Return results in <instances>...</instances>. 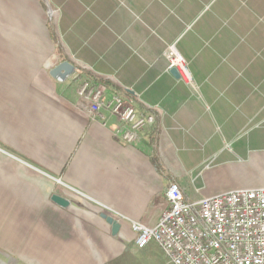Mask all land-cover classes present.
I'll return each mask as SVG.
<instances>
[{
	"label": "crops",
	"instance_id": "obj_1",
	"mask_svg": "<svg viewBox=\"0 0 264 264\" xmlns=\"http://www.w3.org/2000/svg\"><path fill=\"white\" fill-rule=\"evenodd\" d=\"M82 79L153 117L137 142L80 109ZM172 183L187 202L264 187V0H0L3 264L149 261L130 222L155 227Z\"/></svg>",
	"mask_w": 264,
	"mask_h": 264
},
{
	"label": "built area",
	"instance_id": "obj_2",
	"mask_svg": "<svg viewBox=\"0 0 264 264\" xmlns=\"http://www.w3.org/2000/svg\"><path fill=\"white\" fill-rule=\"evenodd\" d=\"M168 71L185 73L173 47L166 52ZM78 106L92 120L107 111L119 121L120 137L128 144L153 122L128 101L106 96L102 87L82 79L76 90ZM168 208L158 224L147 228L130 222L136 247L154 241L172 264H264V187L237 189L187 202L178 184L165 193Z\"/></svg>",
	"mask_w": 264,
	"mask_h": 264
},
{
	"label": "water",
	"instance_id": "obj_3",
	"mask_svg": "<svg viewBox=\"0 0 264 264\" xmlns=\"http://www.w3.org/2000/svg\"><path fill=\"white\" fill-rule=\"evenodd\" d=\"M73 71L74 67L70 63L63 62L50 71V76L57 81L63 82L72 75ZM170 73L173 77L179 78V74L176 69H172ZM51 201L61 208L69 206V202L66 199L56 195L51 197ZM105 221L111 227L112 236H116L120 229V224L111 217H105Z\"/></svg>",
	"mask_w": 264,
	"mask_h": 264
},
{
	"label": "rangeland",
	"instance_id": "obj_4",
	"mask_svg": "<svg viewBox=\"0 0 264 264\" xmlns=\"http://www.w3.org/2000/svg\"><path fill=\"white\" fill-rule=\"evenodd\" d=\"M141 253H143L145 256L149 257V261L141 262L140 256L137 257V263L136 262H126L124 259V264L130 263V264H172L167 257V255L161 251V249L157 246V244L153 241L150 243L148 247H146L143 250H140ZM139 258V259H138ZM3 259L0 257V264H3Z\"/></svg>",
	"mask_w": 264,
	"mask_h": 264
}]
</instances>
